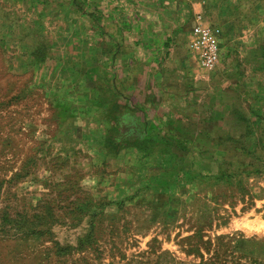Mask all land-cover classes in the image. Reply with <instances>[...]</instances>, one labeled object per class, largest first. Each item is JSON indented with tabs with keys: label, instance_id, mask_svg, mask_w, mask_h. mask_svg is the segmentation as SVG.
Returning a JSON list of instances; mask_svg holds the SVG:
<instances>
[{
	"label": "rangeland",
	"instance_id": "1",
	"mask_svg": "<svg viewBox=\"0 0 264 264\" xmlns=\"http://www.w3.org/2000/svg\"><path fill=\"white\" fill-rule=\"evenodd\" d=\"M224 3L243 24L251 10L264 23V0ZM23 4L0 0V264H264V170L251 172L240 154L222 173L179 138L141 147L118 135L115 108L66 121L68 59L59 67L26 57ZM212 8L184 18L163 53L193 83L189 99L176 101L177 123L196 120L197 88L231 61L221 42L220 63L206 70L190 47L198 14L222 40ZM28 27L39 32L33 20ZM252 34L239 31L238 44ZM42 35L78 38L65 26Z\"/></svg>",
	"mask_w": 264,
	"mask_h": 264
},
{
	"label": "crops",
	"instance_id": "2",
	"mask_svg": "<svg viewBox=\"0 0 264 264\" xmlns=\"http://www.w3.org/2000/svg\"><path fill=\"white\" fill-rule=\"evenodd\" d=\"M224 2L23 0L21 46L27 58H35L40 50L52 46V50H45L41 63L56 61L61 67V57L68 59L63 63L68 62L73 77L64 103L69 114L66 121L79 120L90 108L106 107L107 112L115 108L123 137L168 136L196 144L189 150L196 147L201 159L213 160L219 171L235 166L232 160L241 154L247 168L256 173L264 170V23L254 24L251 16L256 13L251 10L243 24ZM210 3L211 16L221 33L219 41L231 52V61L228 69L214 74L208 87L203 82L201 90L197 88L191 102L196 120L186 117L177 123L176 101L189 99L193 83L191 74L169 69L163 53L180 22ZM29 16L39 31L31 36ZM62 26L75 30L78 38L65 41L54 36L46 41L45 31L55 32ZM243 29L253 34L250 41L245 37L246 43L239 45L242 38L238 32ZM91 46L95 51L88 49ZM193 122L196 129L191 130Z\"/></svg>",
	"mask_w": 264,
	"mask_h": 264
},
{
	"label": "built area",
	"instance_id": "3",
	"mask_svg": "<svg viewBox=\"0 0 264 264\" xmlns=\"http://www.w3.org/2000/svg\"><path fill=\"white\" fill-rule=\"evenodd\" d=\"M191 49L194 51L198 63L206 70L215 69L222 58V47L215 30L205 22L203 16L195 17V24L191 28Z\"/></svg>",
	"mask_w": 264,
	"mask_h": 264
},
{
	"label": "trees",
	"instance_id": "4",
	"mask_svg": "<svg viewBox=\"0 0 264 264\" xmlns=\"http://www.w3.org/2000/svg\"><path fill=\"white\" fill-rule=\"evenodd\" d=\"M41 49H43V48H41ZM46 56V53H45V49H43V50H40V52L38 53V55L35 57V59L37 60V61H41L42 59H44V57ZM111 110H113V109H111ZM110 114L112 113V111L111 112H109ZM117 120H118V118H117ZM119 122V121H118ZM118 135H121V136H123L122 135V131H120V126H119V123H118ZM177 138H174V137H168V136H164V137H159V136H151V137H149V135H146V136H136V138H135V140H134V142H137V143H139V144H141V147L144 145V144H147V143H164V142H168V144L169 143H171V142H173L174 140H176ZM124 140V139H123ZM168 140V141H167ZM126 141H128V139L126 140ZM125 141V142H126ZM170 141V142H169ZM183 143H184V141H182ZM143 149H146V148H143ZM199 152V151H198ZM199 153H201V152H199ZM202 154V153H201ZM259 170H257L256 172H258ZM220 172H222V170H220ZM255 172V171H254ZM223 173V172H222ZM250 173V172H249ZM218 175V174H217Z\"/></svg>",
	"mask_w": 264,
	"mask_h": 264
}]
</instances>
